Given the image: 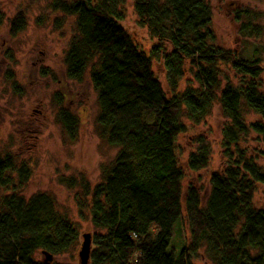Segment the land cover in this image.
<instances>
[{
  "label": "trees",
  "instance_id": "16d2710c",
  "mask_svg": "<svg viewBox=\"0 0 264 264\" xmlns=\"http://www.w3.org/2000/svg\"><path fill=\"white\" fill-rule=\"evenodd\" d=\"M126 2L51 0L53 11L76 17L77 34L65 55L66 74L82 81L89 72L97 92L99 133L119 148L114 161L102 168L101 183L93 187L83 174L62 181L81 187L77 202L83 213L88 209L96 229L89 264H194L204 257L214 264H264V208L254 205L257 185H264V166L241 146L252 136L264 144V120L246 119L249 113L264 119L263 58H244L214 44L207 0H133L139 24L157 40L146 52L121 25ZM234 17L243 32L261 34L253 11L239 9ZM5 18L0 10V28ZM26 25L25 14L18 13L11 20V36ZM155 60L165 67L168 92L155 74ZM187 63L199 87L180 94ZM222 65L236 73L239 83L229 80L222 88ZM216 100L227 119L224 162L221 171L212 173L203 204L201 187L189 184L183 193L176 140L187 131L182 117L200 124ZM58 120L76 137V115L62 108ZM194 142L187 166L200 171L208 167L212 144L204 134ZM30 176L26 161L0 156V187L7 190L0 196V264H68L55 258L78 243L79 230L51 195L21 194ZM182 217L189 239L175 255L167 248Z\"/></svg>",
  "mask_w": 264,
  "mask_h": 264
},
{
  "label": "rangeland",
  "instance_id": "374dc122",
  "mask_svg": "<svg viewBox=\"0 0 264 264\" xmlns=\"http://www.w3.org/2000/svg\"><path fill=\"white\" fill-rule=\"evenodd\" d=\"M207 1L212 7V28L216 34L214 44L236 50L244 58L260 56L264 65V0ZM239 9H249L255 13L257 20L254 23L262 29L259 36L241 30V22L234 17ZM0 10L6 17L0 28V156L10 154L17 161L24 160L30 165V180L21 192L25 198L42 192L51 195L58 210L76 224L80 234L78 243L55 259L62 263L80 264L82 234L93 233L96 229L91 223L88 209H84L83 213L77 202V197L82 193L81 187L71 188L62 181L83 174L93 187L101 183L102 168L114 161L119 148L110 145L99 133L97 92L89 72L82 81L69 79L66 74L65 55L72 37L77 34L76 17L53 11L51 0H0ZM122 11L125 19L121 25L136 44L148 52L157 40L146 27L139 24L133 0H127ZM20 12L25 14L27 25L12 37L11 20ZM153 66L156 76L168 92L163 63L155 60ZM221 69L222 88L229 80L239 83V77L233 70L223 65ZM261 81L264 83V73ZM187 87H199L189 63L179 83L180 94ZM62 108L69 109L79 118L74 138L65 132L58 120ZM246 119L248 122L264 120L253 113H249ZM182 120L187 125V131L178 136L176 146L179 164L184 172L183 193L189 184L201 187L204 204L210 193L212 173L223 169L222 131L227 119L216 100L209 115L200 124H193L186 116ZM198 134L208 136L212 155L207 168L192 171L187 166V158L196 149L194 139ZM241 146L254 153L264 166L262 142L252 136L243 140ZM13 175L17 182V174ZM6 193V188L0 187V196ZM254 205L264 208L262 184L257 185ZM188 239L189 227L186 218L182 217L173 227L167 252L178 254ZM37 257L41 259L40 254ZM193 262L214 264L207 257L194 259Z\"/></svg>",
  "mask_w": 264,
  "mask_h": 264
},
{
  "label": "water",
  "instance_id": "95a60500",
  "mask_svg": "<svg viewBox=\"0 0 264 264\" xmlns=\"http://www.w3.org/2000/svg\"><path fill=\"white\" fill-rule=\"evenodd\" d=\"M82 237H83V241L79 249V261H80V264H89L91 250H92V234L83 233ZM47 260L52 261L53 257L48 256Z\"/></svg>",
  "mask_w": 264,
  "mask_h": 264
}]
</instances>
